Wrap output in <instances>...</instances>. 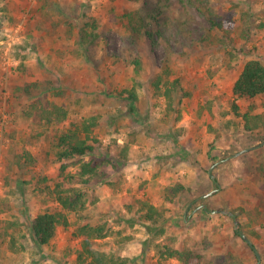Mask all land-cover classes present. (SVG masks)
Returning <instances> with one entry per match:
<instances>
[{
	"label": "rangeland",
	"instance_id": "rangeland-1",
	"mask_svg": "<svg viewBox=\"0 0 264 264\" xmlns=\"http://www.w3.org/2000/svg\"><path fill=\"white\" fill-rule=\"evenodd\" d=\"M201 7L234 25L212 28ZM128 12L147 18L153 38L133 32ZM92 22L100 37L83 43ZM251 59L264 63V0H0V222L17 223L23 246L12 252L0 243V264H75L74 231L88 222L108 226L101 249L129 264H181L164 259L167 244L190 250V264H255L239 231L264 264V171H258L264 125L245 130L232 108V86ZM33 82L68 109L61 128L98 118L94 133L102 147L84 162L101 160L100 148L115 153L130 144L117 171L105 163V178L92 177L85 187L95 203L70 213V226L44 246L34 244L30 222L56 208L43 202L42 178L53 187L61 164L46 155L49 139L36 137L41 130L23 113L32 97L17 87ZM123 89L136 92L134 106L119 95ZM251 102L264 121V97L237 103L244 112ZM255 145L261 146L216 163ZM26 152L29 161L21 156ZM176 184L184 190L165 200L166 188ZM134 198L162 209L160 223L144 220L137 206L127 210L124 200ZM216 209L227 213L210 211Z\"/></svg>",
	"mask_w": 264,
	"mask_h": 264
},
{
	"label": "trees",
	"instance_id": "trees-1",
	"mask_svg": "<svg viewBox=\"0 0 264 264\" xmlns=\"http://www.w3.org/2000/svg\"><path fill=\"white\" fill-rule=\"evenodd\" d=\"M201 10L207 16L212 28L226 31L234 25L228 18H224L223 15L210 8L201 7ZM124 15L128 17L129 26L135 34L144 33L146 37L153 38L154 34L149 28L150 22L146 17L139 15V12L134 15L128 12ZM88 24L94 27L92 26L91 31L83 29L84 32L81 33L83 43H93L95 39L100 37L97 34L96 23ZM131 62L137 67L141 64L137 57H132ZM40 86L39 82L22 84L17 87V92L27 94L29 98L32 97L23 113L31 118L41 130L36 137L46 136L49 139V145L45 148L46 155L50 157V160L61 164L59 173L54 176L53 187L48 181V177L42 178L45 182L41 188V193L45 195L43 202L54 201L56 208L38 212L30 222V232L34 244L44 246L51 243L60 227L70 226V213L79 214L92 202L95 203L85 187L92 177L105 178L106 172L101 169L105 163H109L108 165L117 171L116 163L122 164L127 160L130 144L128 142L121 146L118 144L120 148L115 153H112L111 148H100L101 152L105 153L101 160L92 158V160L84 162L82 157L93 155L99 147H102V142L94 133V128L98 126V118L87 116L70 123L67 128H61L60 125L67 120L69 111L64 105L45 98ZM125 94L131 100L130 105L134 106L137 100L136 92L133 89H123L119 92V95ZM232 94L234 96L232 101L233 112L237 117L243 119L245 130L254 131L263 126L264 121L260 120L261 115L253 112L256 104L251 102L242 112L237 102L240 99L253 100L257 97H264V63L258 59L248 60L239 77L234 81ZM24 155L28 161L31 159L30 153L26 152L21 156ZM78 163H80L78 172H71L70 167L78 165ZM258 171L263 172L264 166L259 167ZM183 190L184 186L181 184L167 187L165 200L173 201ZM124 205L130 212L137 206L138 211L144 212L142 216L144 220L150 221L152 225L156 226L163 218V210L147 200L141 198H134L133 202L124 200ZM15 226L17 223L14 221L2 220L0 222V243L12 252H19L23 246L19 244L20 238L16 236V233L21 230ZM12 227L14 230L9 232ZM111 232L106 224L88 222L76 227L74 236L80 241L75 250V264H129L130 258L101 249L99 240L107 238ZM236 233L238 234V232ZM238 235L240 236V234ZM249 248L253 251L250 246ZM193 256L194 254L190 250L181 249L172 244H167L163 250L164 259H176L181 264H190ZM203 264H209V262L204 260ZM228 264L235 263L231 261Z\"/></svg>",
	"mask_w": 264,
	"mask_h": 264
},
{
	"label": "water",
	"instance_id": "water-1",
	"mask_svg": "<svg viewBox=\"0 0 264 264\" xmlns=\"http://www.w3.org/2000/svg\"><path fill=\"white\" fill-rule=\"evenodd\" d=\"M263 143H264V142H263ZM261 145H262V144H261ZM261 145H255V146H251V147L244 148L243 150H241V151H239V152H237V153H235V154H233V155H231V156H229V157H227V158H225V159H222V160H220L219 162H216V163H220V162H223V161H225V160H228V159H230V158H232V157H236V156H238V155H240V154H242V153H244V152H247V151L253 150V149H255V148H258V147L261 146ZM209 171H211V168L209 169ZM212 176H213V175H212ZM217 184H218V183H217ZM218 190H219V185H218L217 188H215V189H213V190H211V191H209V192L203 194L202 197H203V198L208 197V196H210L211 194L217 192ZM203 207L206 208L207 206H206L205 204H203ZM210 211L213 212V213H217V212L227 213V211H225V210H219V209H216V210H210ZM233 216L235 217V215H233ZM239 234H240V236L243 238V240H244L245 242H247V244L253 249V251H254V253H255L256 257H257V262H256L255 264H260V262H261V255H260V252L258 251V249L256 248V246L254 245L253 241L247 236V234H246L245 232H243V231H239Z\"/></svg>",
	"mask_w": 264,
	"mask_h": 264
},
{
	"label": "crops",
	"instance_id": "crops-1",
	"mask_svg": "<svg viewBox=\"0 0 264 264\" xmlns=\"http://www.w3.org/2000/svg\"><path fill=\"white\" fill-rule=\"evenodd\" d=\"M213 178H214V176H213ZM201 206H203V204H201L199 207H201Z\"/></svg>",
	"mask_w": 264,
	"mask_h": 264
}]
</instances>
